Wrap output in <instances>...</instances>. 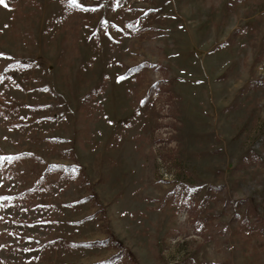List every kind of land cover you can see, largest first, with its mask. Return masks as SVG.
Wrapping results in <instances>:
<instances>
[{
  "label": "rangeland",
  "instance_id": "obj_1",
  "mask_svg": "<svg viewBox=\"0 0 264 264\" xmlns=\"http://www.w3.org/2000/svg\"><path fill=\"white\" fill-rule=\"evenodd\" d=\"M5 4L0 264H264V0Z\"/></svg>",
  "mask_w": 264,
  "mask_h": 264
},
{
  "label": "snow or ice",
  "instance_id": "obj_2",
  "mask_svg": "<svg viewBox=\"0 0 264 264\" xmlns=\"http://www.w3.org/2000/svg\"><path fill=\"white\" fill-rule=\"evenodd\" d=\"M69 2L73 5L80 6V5H77V0H69ZM0 4H5V0H0ZM5 6L7 5L5 4ZM119 79H123V77H120Z\"/></svg>",
  "mask_w": 264,
  "mask_h": 264
}]
</instances>
